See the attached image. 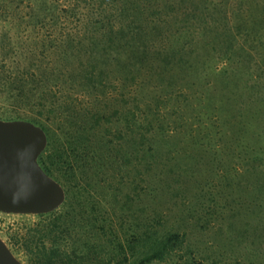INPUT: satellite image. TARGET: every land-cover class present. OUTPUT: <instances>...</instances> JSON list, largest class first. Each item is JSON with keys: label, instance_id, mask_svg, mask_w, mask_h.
<instances>
[{"label": "trees", "instance_id": "16d2710c", "mask_svg": "<svg viewBox=\"0 0 264 264\" xmlns=\"http://www.w3.org/2000/svg\"><path fill=\"white\" fill-rule=\"evenodd\" d=\"M101 1L102 5H113L110 0ZM115 2L117 20L113 27L104 30L102 38H98L100 40L89 44V63L80 69L79 74L73 75L79 68L69 66V51L62 42L47 45L42 41V47L34 50L36 60L15 61L9 58L0 66V100L15 110L18 118L25 113V118L41 126L48 136V146L39 159L41 165L63 186L72 183L77 186V192L69 196L61 214L53 212L38 216L44 219L55 217L42 226L32 239L29 238L30 244L43 250L38 264L168 263L173 254L182 248L186 232L171 230L161 222H158L160 228L151 225L142 229L140 223L127 225L117 215L113 205L106 212L105 224L99 228L91 226L95 221L90 218L95 217V205H99L94 196L102 189L101 176L119 166L122 159L132 164L131 156L138 161L148 159L146 169L157 170L160 163H153L155 156L151 161L141 152L164 149L166 140L178 134L176 124L179 127H183L184 123L187 125L183 117L178 116L182 104L184 108L194 102L205 105L207 112L201 106L195 107L194 111L199 113V124L206 123L205 127H208L207 124L215 117L219 118L225 110L221 99H216L210 91L228 98L229 93L232 95L230 85L233 82H227L226 70L230 63L235 65L236 62L230 59L231 56L226 59L225 56L244 52L243 49L237 51L236 47L240 33L232 31L231 11L230 14L225 12L224 30L216 38H223L228 44L224 41V47L215 49L209 35L217 31L210 27L211 22L206 18L213 9H219L229 0ZM252 18L264 22L261 12L258 15L250 12L247 20H243L244 24H250ZM200 19H204L203 24L213 31L203 27ZM246 28L245 36L240 37L245 40L249 36L254 39V44H258L257 50L255 47L253 51L248 50L250 65L252 53L258 56L261 46H264L263 24L253 32ZM199 48L208 55L213 52L225 59L224 69L217 70L211 60L203 59ZM37 51L42 58L37 57ZM52 53H57L61 59L53 62L50 58ZM208 77L213 78V83ZM254 78L257 81L250 85L252 89L264 86V80L259 82L257 76ZM67 83L70 85L66 87ZM127 95L133 98L136 105L131 109L130 116L124 113L118 118L116 128L118 137L124 136L123 140L133 143L132 148L126 151L123 146L117 147L114 140H105L103 129L107 132L112 130L105 128L100 115L103 111L101 104L109 103L111 98L118 105L128 104V100L124 99ZM237 99L238 96H234L232 101ZM174 100L178 105L174 109L177 116L173 122V116L164 117L163 113H167V106ZM263 100L257 97L252 103ZM239 118H242L241 112ZM106 123L110 124V121ZM228 125L226 118L221 129ZM58 129L61 130V137ZM127 135L133 141L126 139ZM191 136L199 138L200 133L196 136L191 133ZM138 137L140 143L135 146ZM204 137H211V129ZM237 144L242 146V141ZM260 150L251 149L255 156H260L261 152L264 154L263 148ZM152 215L158 217L154 213ZM81 218L87 221L88 226H81ZM76 229L77 238H74L72 231ZM259 238L264 240V234L261 233Z\"/></svg>", "mask_w": 264, "mask_h": 264}, {"label": "rangeland", "instance_id": "374dc122", "mask_svg": "<svg viewBox=\"0 0 264 264\" xmlns=\"http://www.w3.org/2000/svg\"><path fill=\"white\" fill-rule=\"evenodd\" d=\"M110 1H113L112 6L102 5L101 0H0V66L9 58L34 61V50H39L44 43L62 42L69 51V66L79 68L73 75L79 74L80 69L89 63V44L100 40L98 38H102L104 30L113 27L117 20L116 2ZM230 11L235 34L245 36L246 26L253 32L262 24L264 34V22L253 18L250 24L243 22L250 12L264 15V0H229L226 5L206 15L211 22L210 27L217 31L209 35L215 49L226 45L227 41L216 37L224 30L225 12L230 14ZM203 23L204 19L200 24L213 31ZM240 36L236 47L237 51L243 49L244 52L222 54L225 59L231 56L230 59L236 62L235 65L227 63L226 70L227 82H233L230 85L232 95L229 93L228 98L210 91L216 99H221L224 113L209 122L208 128L206 123L199 124V113L194 111L195 107L201 106L207 112L205 105L194 102L184 108L182 104L178 116L183 117L187 125L184 123L183 127H179L176 124L178 134L166 140L164 149L141 152L151 161L155 156L153 163H160L157 170L146 169L148 159L138 161L131 156L132 164L122 159L119 166L101 176L102 189L94 196L99 205H95V217L90 218L95 221L91 226L99 228L105 224L106 212L113 205L117 215L127 225L140 223L142 229L151 225L160 228L158 222H161L171 230L180 229V232L187 233L182 248L173 254L168 263L154 264H264V240L259 238L261 233L264 234V154L261 152L260 156H255L251 151L264 150V100L252 103L257 97L264 99V86L250 87L257 81L255 76L259 82L264 80V46H261L258 56L252 53L249 65V51L257 50L258 44H254V39L249 36L245 40ZM199 54L203 59L211 60L217 70L224 69L225 59L213 52L208 55L201 48ZM37 57H43L40 51H37ZM50 58L53 62L61 59L57 53H52ZM230 59L227 60L232 61ZM27 60L25 62L28 63ZM208 78L213 83V78ZM69 85L65 84L66 87ZM234 96H238L237 101H232ZM124 99L128 100V104L118 105L113 98L107 104L100 103L103 110L100 117L105 128L112 130L107 132L103 129L105 140H114L117 147L123 146L127 151L133 143L123 140L124 136L118 137L117 120L124 113L130 116L136 104L128 95ZM177 105L175 100L171 101L166 108L167 113H163L164 117L173 116L174 122ZM15 112L0 100V118L28 120L25 113L18 118ZM240 112L242 118H239ZM223 118H227L230 125L221 129ZM209 129L211 137L206 138L204 134ZM60 131L58 129L57 133L60 134ZM191 133L194 136L200 133V136L193 138ZM126 139L133 141L128 135ZM239 140L242 146L237 144ZM138 143L140 137L134 145ZM63 187L67 202L69 196L77 192V186L72 183ZM63 210L61 206L54 212L61 214ZM38 216L0 212V237L23 264H38L43 250L30 244L29 238L32 239L42 226L55 218ZM80 223L84 226L87 221L81 218ZM77 231H72L74 238H77Z\"/></svg>", "mask_w": 264, "mask_h": 264}, {"label": "water", "instance_id": "95a60500", "mask_svg": "<svg viewBox=\"0 0 264 264\" xmlns=\"http://www.w3.org/2000/svg\"><path fill=\"white\" fill-rule=\"evenodd\" d=\"M48 146L44 129L24 119L0 118V212L45 215L66 202V190L39 159ZM0 264H23L0 237Z\"/></svg>", "mask_w": 264, "mask_h": 264}]
</instances>
